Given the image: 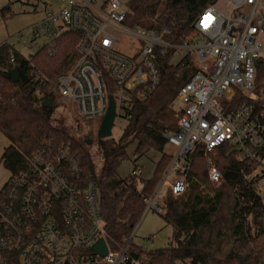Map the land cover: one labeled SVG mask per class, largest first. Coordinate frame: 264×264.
I'll return each instance as SVG.
<instances>
[{"label":"built area","instance_id":"1","mask_svg":"<svg viewBox=\"0 0 264 264\" xmlns=\"http://www.w3.org/2000/svg\"><path fill=\"white\" fill-rule=\"evenodd\" d=\"M58 1V9H47L30 27L31 47L47 45L52 52L63 32L78 35L76 57L58 77L57 91L83 119L102 121L112 96L113 128L126 126L135 102L160 85L159 50L175 48L180 60L194 54L197 71L175 98L178 130L164 133L175 151L145 199V214L165 213L169 195L187 194L191 156L198 148L203 147L208 178L216 187L223 178L213 154L225 143L233 144L241 158L257 160L264 173V0L209 5L196 18L194 34L176 46L155 30L127 24L129 0ZM24 36L10 43L14 50ZM237 93L248 101L236 108L224 105ZM32 156L0 189V264H139L132 256L139 245L138 225L118 245L108 242L98 185L84 173L71 147L45 148ZM141 171L134 167L131 174ZM101 238L108 250L104 256L89 251Z\"/></svg>","mask_w":264,"mask_h":264},{"label":"trees","instance_id":"2","mask_svg":"<svg viewBox=\"0 0 264 264\" xmlns=\"http://www.w3.org/2000/svg\"><path fill=\"white\" fill-rule=\"evenodd\" d=\"M218 1L129 0L126 23L155 30L164 42L176 46L194 34L199 14ZM4 10L11 11L10 5ZM77 41L76 33L65 31L56 40L55 50L51 52L45 45L29 56L14 50L10 43L0 46V132L10 142L2 162L17 173L28 166L37 151L70 146L80 158L84 173L98 185L105 236L115 246L141 223L145 199L152 195L171 162L174 151L169 149L164 133L178 130L173 103L180 88L197 71L195 58L188 53L180 60L175 48L165 53L159 50L160 85L150 97L135 102L118 140L98 136L99 165L91 150V131L82 135L84 124L97 120L76 116L69 124L65 116L55 118L58 77L73 63ZM16 67L19 79L15 81L12 71ZM50 97L52 104L47 107ZM245 101L248 97L237 93L223 103L236 108ZM132 143L134 157L127 151ZM202 148L191 156L187 195H169L165 201L164 219L174 229L171 242L153 251L135 245L132 256L139 264H178L186 260L198 264H264V201L259 190L264 173H259L260 163L241 158L231 143L221 145L213 160L223 180L215 187L209 181ZM150 150L161 153L153 177L119 174L122 162L133 160L138 168V159ZM260 155L264 159V146Z\"/></svg>","mask_w":264,"mask_h":264},{"label":"rangeland","instance_id":"3","mask_svg":"<svg viewBox=\"0 0 264 264\" xmlns=\"http://www.w3.org/2000/svg\"><path fill=\"white\" fill-rule=\"evenodd\" d=\"M7 5H10L11 11L4 10ZM218 5L224 6L225 3L221 0L218 2ZM60 6L61 3L58 0H0V46L6 42L12 44L15 40V37H18V35L24 32L26 36L22 38V43L17 46L18 52L23 55L25 54V56H29L36 52L38 48L31 47L34 45V43L30 42V27L44 17V13L47 9L56 10ZM123 40L125 41L126 39ZM43 42L44 40L40 38L38 41L40 44L39 46H41ZM120 48L122 50L128 51V47L125 44H122ZM55 103L59 104L55 112V118L65 116L69 124H73V119L76 116L82 119L80 116H78L76 106L70 101L65 100L57 95ZM173 107V109H175V101L173 103ZM174 112L176 114L175 110ZM100 124V119H98L97 122H93L91 124H84V132H82V135L85 136L86 133L91 131L93 142L95 143L94 144L92 142L93 144L91 150L95 155L96 162L99 165H101L102 159L98 153L96 141L99 136ZM124 126L119 127L116 125L113 129L111 137L118 140L123 132ZM9 144V140L0 132V189L4 187V184L11 176V171L7 169L2 162L4 150ZM134 149L135 143H132L128 146L127 151L130 157L133 156ZM169 149L175 151L174 146L170 145ZM160 157L161 153L159 151L150 150L146 155L138 159L139 161H137V163L142 168L140 174L142 179H149L153 177L152 175L154 169L157 162H159L158 160H160ZM133 164V160L130 159L122 162L118 170L119 174L122 175V177L129 176L134 169ZM259 190L264 201V178L259 184ZM186 199L187 198H184V201ZM164 214L165 213L163 212L157 213L150 211L145 214L144 218L140 221L141 223L138 225L137 238H135V242L143 246L146 251L165 248L171 242L174 229L172 225L166 223ZM150 236H153V239L146 240V238Z\"/></svg>","mask_w":264,"mask_h":264},{"label":"water","instance_id":"4","mask_svg":"<svg viewBox=\"0 0 264 264\" xmlns=\"http://www.w3.org/2000/svg\"><path fill=\"white\" fill-rule=\"evenodd\" d=\"M12 75H13V80H18V68L16 67L13 71H12ZM111 98H109V107L108 110L104 116V118L101 121L100 124V128H99V136L100 138L104 139V138H110L112 136V132L114 129L113 128V124H114V119H115V101H114V97L110 96ZM52 100L53 98L50 97L47 99L46 101V106L50 107L52 104ZM88 143L91 142L90 139L87 140ZM89 251H91V253L93 254H99V255H106L107 254V245L106 242L103 238H101Z\"/></svg>","mask_w":264,"mask_h":264}]
</instances>
